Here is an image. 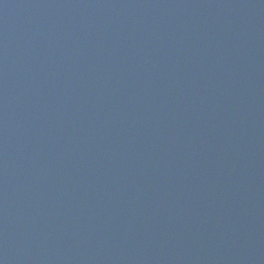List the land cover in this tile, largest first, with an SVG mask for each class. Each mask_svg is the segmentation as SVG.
Here are the masks:
<instances>
[{"label":"water","instance_id":"95a60500","mask_svg":"<svg viewBox=\"0 0 264 264\" xmlns=\"http://www.w3.org/2000/svg\"><path fill=\"white\" fill-rule=\"evenodd\" d=\"M0 264H264V0H0Z\"/></svg>","mask_w":264,"mask_h":264}]
</instances>
